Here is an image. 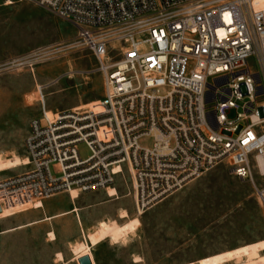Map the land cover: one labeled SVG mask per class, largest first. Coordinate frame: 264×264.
Masks as SVG:
<instances>
[{"label":"built area","instance_id":"2783aa9c","mask_svg":"<svg viewBox=\"0 0 264 264\" xmlns=\"http://www.w3.org/2000/svg\"><path fill=\"white\" fill-rule=\"evenodd\" d=\"M17 1L76 29L97 61L103 98L97 111L48 116L36 87L28 164L0 180V206L71 191L109 196L127 174L140 217L220 164L251 182L264 205L253 181H264V0Z\"/></svg>","mask_w":264,"mask_h":264},{"label":"rangeland","instance_id":"374dc122","mask_svg":"<svg viewBox=\"0 0 264 264\" xmlns=\"http://www.w3.org/2000/svg\"><path fill=\"white\" fill-rule=\"evenodd\" d=\"M13 3L0 6V155L26 159L23 142L29 122L41 113L36 87L43 86L46 112L52 114L101 100L103 77L93 54L75 41L76 29L69 22L31 3ZM234 117L232 111L229 119ZM79 154L81 158L90 155L83 145ZM24 166L0 171V180L23 172ZM253 181L264 189V181L256 176ZM131 185L125 174L124 181L116 182L118 195H126ZM65 204L66 200L55 198L48 207ZM115 206L132 211L131 195L107 204L104 210ZM31 207L0 206V231L24 220L19 213ZM132 214L128 217H137ZM137 218L140 226L122 243L108 240L96 249L99 264H135V258L141 259L138 264H186L264 241V205L253 184L230 176L223 164ZM69 226V222L59 223L56 243L48 242L42 225L2 231L0 264H59L55 251L66 250L65 258L71 255L66 243ZM214 263L239 264L230 254L217 257Z\"/></svg>","mask_w":264,"mask_h":264},{"label":"crops","instance_id":"0c3cea01","mask_svg":"<svg viewBox=\"0 0 264 264\" xmlns=\"http://www.w3.org/2000/svg\"><path fill=\"white\" fill-rule=\"evenodd\" d=\"M13 4H14L13 0H0V6L7 7ZM67 110H70V109H67ZM114 190L116 191V197L114 196L108 197L107 193L104 191L90 192L86 194H77L75 197H72L71 194L58 193L48 199L43 200L41 202L42 206L40 208H35L33 204V206L30 209L19 213L21 214L24 220L8 228L1 230L0 233L6 229H15L11 232H8V233H13V232L23 231V230H27V229L42 225L46 227L43 234L44 236L48 238V242L56 243L59 238L58 237L59 235L55 230L56 227L61 222L63 223L69 222L70 223L69 227L71 228V232L68 234L69 240L66 241V243L69 245V252L71 253V255L65 258V255H68V252L66 250L65 251H55L53 253V256L56 262H58L59 264H78L79 258L77 259V257H75L72 254L70 250V246L77 242H86L90 247L89 253L92 257L93 264H99L95 256V251L99 246L103 245L108 240L100 244L92 245L91 240L89 239L90 236L94 233V231L99 227L100 224H106L109 221H117L118 223L124 222V221H121L119 218V214L122 211L124 212L126 211L129 216H130V213L132 212L133 213L132 215L136 216L135 215V202L133 201V198H132V202H133L132 211L127 210L126 208L124 209V208L118 207V206L110 207V209L104 210V206H106L107 204H112L113 202H116L124 198V196H128V195L119 196L118 195L119 190L117 187H115ZM55 198L66 200V204L60 207H57L55 209L49 208L48 207L49 202ZM21 225H25V226L18 227ZM0 235H3V234H0ZM50 235L54 236L53 240L50 238ZM70 240H73V241H70ZM58 254L61 255L62 257V260L60 262L57 260ZM92 261L90 260V262Z\"/></svg>","mask_w":264,"mask_h":264},{"label":"bare ground","instance_id":"6f19581e","mask_svg":"<svg viewBox=\"0 0 264 264\" xmlns=\"http://www.w3.org/2000/svg\"><path fill=\"white\" fill-rule=\"evenodd\" d=\"M36 98V97H35ZM98 103L80 105L71 110H81V109H91L94 111L98 110ZM48 116L51 113L47 112ZM27 159H21L19 156L12 155L11 157H4L0 155V171L9 170L15 167L27 165ZM109 196H116V191L114 188H108L107 190ZM72 197H75L78 193L76 191H71ZM35 208H40L42 206L41 202H36L34 204ZM121 221H125L123 224H119L117 221H109L106 224H100L99 227L90 236L91 244L96 245L107 240L111 241L113 244L122 243L123 240L134 233L136 229L140 226V221L137 217L129 218L127 212L122 211L119 214ZM135 221V223H133ZM91 233V232H89ZM53 240L54 236L50 235ZM72 254L78 258L87 255L92 261L90 255V247L86 242H77L70 246ZM225 254H230L233 259L237 260L239 264H264V241H259L252 243L250 245L235 247L227 253H222L220 255L206 257L198 259L196 262L186 263V264H215L214 261L217 257L223 256ZM263 254V255H262ZM76 259V260H77ZM135 263H141L140 258H135ZM57 260L60 262L62 260L61 255H57ZM93 264V261L91 262Z\"/></svg>","mask_w":264,"mask_h":264},{"label":"water","instance_id":"95a60500","mask_svg":"<svg viewBox=\"0 0 264 264\" xmlns=\"http://www.w3.org/2000/svg\"><path fill=\"white\" fill-rule=\"evenodd\" d=\"M78 264H91L90 259L87 255L78 259Z\"/></svg>","mask_w":264,"mask_h":264},{"label":"snow or ice","instance_id":"6c2138e0","mask_svg":"<svg viewBox=\"0 0 264 264\" xmlns=\"http://www.w3.org/2000/svg\"><path fill=\"white\" fill-rule=\"evenodd\" d=\"M226 20H227V14H226ZM228 22H230V21H228ZM245 143H246V141H245ZM133 223H135V221Z\"/></svg>","mask_w":264,"mask_h":264}]
</instances>
